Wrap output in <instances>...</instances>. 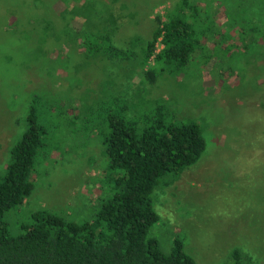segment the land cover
I'll return each mask as SVG.
<instances>
[{"label": "rangeland", "instance_id": "rangeland-1", "mask_svg": "<svg viewBox=\"0 0 264 264\" xmlns=\"http://www.w3.org/2000/svg\"><path fill=\"white\" fill-rule=\"evenodd\" d=\"M21 1L0 0V172L9 149L24 132L28 112L48 111L43 100L52 102V113L58 107L67 113L81 110L77 122L80 126L87 123L90 130H71L69 123H62L66 122L63 117L51 119L56 128L47 130L34 190L20 208L4 217L9 232L17 235L34 212L45 209L77 222L91 217L90 207L101 195L100 179L107 162L98 134L105 130H94V126L104 128L102 105L116 97L120 99L114 107H123L131 121L139 123L144 113L163 106L168 120H193L203 130L206 151L200 160L177 177L164 176L162 181L170 186L158 185L154 191L159 196L153 199L159 223L150 235L164 252L179 239L197 264L229 263L235 250L241 254L242 264H263L264 59L238 53L233 40L223 41L226 47L217 50L220 35L227 33L226 14L237 12L233 1L192 0L207 14L216 38L207 40L205 55L206 50H200V56L181 71L167 68L160 72L158 66L154 83L143 82L142 71L128 61L120 66L118 60L110 65L99 61L100 57L84 60L83 51L73 42L72 48L61 45L58 51L49 52L50 47L44 46L46 54L33 51L32 40L19 42L8 33L10 14L22 6ZM105 1L118 24L115 44L134 53H140L143 43L150 40L156 16L163 21L166 10L181 2ZM236 3L240 14L243 10L251 16L264 11V0ZM16 18L26 21L20 14ZM54 21L62 25L58 17ZM74 24L79 29L82 23ZM155 48L158 53L161 43ZM152 65L150 60L143 72ZM108 72L115 77H108ZM44 152L50 158L43 159Z\"/></svg>", "mask_w": 264, "mask_h": 264}, {"label": "trees", "instance_id": "trees-1", "mask_svg": "<svg viewBox=\"0 0 264 264\" xmlns=\"http://www.w3.org/2000/svg\"><path fill=\"white\" fill-rule=\"evenodd\" d=\"M230 1L237 12L226 14L227 33L220 35L217 50L226 47L223 41L233 40L238 53L263 60L264 11L251 16L243 10L242 15L236 0ZM110 6L105 0H23L22 6L12 11L17 14H10L8 33L19 42L32 40L36 45L33 51L42 54H46L44 46L50 47L49 52L58 51L61 45L72 48L73 42L83 51L84 60L100 57L98 60L108 65L121 61L120 66L128 61L142 71L141 80L146 83L155 82L158 66L160 72L188 67L196 55L200 56V50L207 49V40L213 42L216 38L217 33L197 1L181 0L166 10L163 21L156 16L150 40L143 43L140 53H134L115 44L118 24ZM18 14L26 21L16 18ZM54 17H58L61 26ZM80 20L78 29L74 23ZM158 42L162 48L155 53ZM150 60L153 65L143 72ZM93 63L97 64L95 60ZM114 65L119 66L116 62ZM131 74L136 76V71ZM107 75L115 77L109 72ZM113 98L102 105L104 128L94 126V130H105L98 134L107 162L100 179L101 195L90 207L91 217L77 222L57 211L40 210L31 215L28 224L20 225L17 235H12L4 217L20 208L34 190L47 130L56 128L51 119L63 117L66 122L62 123H69L74 128L71 130H90L87 123L80 126L77 122L83 114L81 110H70L68 115L58 107L52 113V102L43 100L44 109L49 108V112H28L23 120L24 132L9 149L0 172V264H197L184 251L181 240L174 239L170 250L164 252L150 233L159 223L153 202L159 196L154 191L158 185L170 186L162 178L177 177L206 151L201 126L193 120H168L163 106L144 113V120L139 123L131 121L123 114V107H114L120 98ZM43 155V159L50 158L45 152ZM226 264H242L239 251L235 250L231 262Z\"/></svg>", "mask_w": 264, "mask_h": 264}]
</instances>
